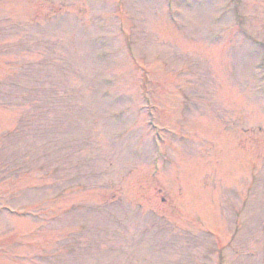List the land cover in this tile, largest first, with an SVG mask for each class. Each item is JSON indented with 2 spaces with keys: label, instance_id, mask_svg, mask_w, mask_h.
Listing matches in <instances>:
<instances>
[{
  "label": "rangeland",
  "instance_id": "obj_1",
  "mask_svg": "<svg viewBox=\"0 0 264 264\" xmlns=\"http://www.w3.org/2000/svg\"><path fill=\"white\" fill-rule=\"evenodd\" d=\"M0 264H264V0H0Z\"/></svg>",
  "mask_w": 264,
  "mask_h": 264
}]
</instances>
